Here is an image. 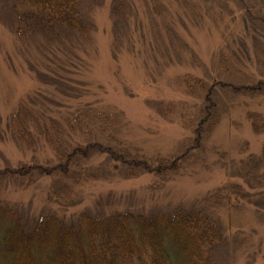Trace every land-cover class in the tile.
<instances>
[{
    "label": "rangeland",
    "instance_id": "1",
    "mask_svg": "<svg viewBox=\"0 0 264 264\" xmlns=\"http://www.w3.org/2000/svg\"><path fill=\"white\" fill-rule=\"evenodd\" d=\"M5 4L0 1V169L29 163L32 153L36 163H54L46 144L27 150L10 137L8 119L24 105L49 106L56 117L77 106L111 113L117 145L166 156L189 135L183 121L202 102L186 93L180 77L244 81L251 92L228 93L203 150L177 173L121 177L101 151L113 143L101 137L77 182L61 173L24 188L5 182L0 199L32 213L45 207L62 214L203 209L218 219L223 235L211 264H264V163L252 169L264 131H254L247 116L264 119V90L257 92L264 84V0H125L116 22L113 0H80L92 29L46 45L17 38Z\"/></svg>",
    "mask_w": 264,
    "mask_h": 264
},
{
    "label": "trees",
    "instance_id": "2",
    "mask_svg": "<svg viewBox=\"0 0 264 264\" xmlns=\"http://www.w3.org/2000/svg\"><path fill=\"white\" fill-rule=\"evenodd\" d=\"M0 1L6 2L9 9L12 32L25 41L63 43L64 38L70 41L82 37L93 27L80 12V0ZM124 3L125 0H113L110 13L114 22L119 20L122 13L118 10ZM226 60H219L222 72L228 70ZM218 78L205 79L189 73L180 77L186 93L200 97L202 102L183 121L189 135L166 156H147L137 147L117 145L114 128L110 127L115 121L111 113H95L77 106L68 115L56 117L48 111L49 106L41 104L36 109L24 105L8 119L10 137L27 150L34 151V142L46 144L52 150L54 163H36L32 153L29 163L0 169V187L10 182L24 188L43 176L58 173L77 182L75 177L85 169L101 137L113 143L101 151L113 160L114 170L121 177L177 173L203 150L205 140L225 111L221 104L228 93L251 92L244 81L233 83ZM263 90L264 84L259 82L257 92ZM247 116L254 131H264V119L259 113L248 112ZM29 122L31 128L27 129ZM261 163L264 148L252 169ZM27 175L29 179L24 182L22 178ZM36 211L32 213L16 202L0 199V264H122L134 258L139 264H211L223 236L217 218L203 209L180 205L168 214L155 215L127 209L62 214L45 207Z\"/></svg>",
    "mask_w": 264,
    "mask_h": 264
}]
</instances>
